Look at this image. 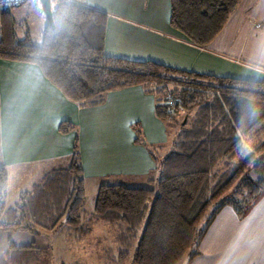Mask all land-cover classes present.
<instances>
[{
    "label": "trees",
    "instance_id": "trees-1",
    "mask_svg": "<svg viewBox=\"0 0 264 264\" xmlns=\"http://www.w3.org/2000/svg\"><path fill=\"white\" fill-rule=\"evenodd\" d=\"M242 1L170 0V25L191 45L205 49ZM52 7L55 28L47 26L39 45L29 36L19 38L12 9L0 14V60L37 66L79 108L101 106L109 93L141 87L154 96L155 115L166 125L170 144L150 145L135 126V144L156 165L151 187L102 184L87 225L82 224L87 195L78 138L70 166L48 173L13 208L6 206L8 168L0 164V232L43 237L66 225L83 242L94 225L103 224L114 232L118 246L117 256H107L109 264L193 262L224 208L244 218L264 199V80L107 57L105 13L84 0H52ZM58 130L68 135L76 126L62 122ZM44 255L37 246L12 242L0 253L8 264H41Z\"/></svg>",
    "mask_w": 264,
    "mask_h": 264
},
{
    "label": "crops",
    "instance_id": "crops-1",
    "mask_svg": "<svg viewBox=\"0 0 264 264\" xmlns=\"http://www.w3.org/2000/svg\"><path fill=\"white\" fill-rule=\"evenodd\" d=\"M86 1L108 17L107 57L264 80V0H243L205 49L191 45L171 27L170 0ZM155 105L153 95L133 87L109 93L101 106L79 108L37 66L0 60V164L8 168V198L12 187L32 181L26 190L16 191L20 198L48 173L68 168L77 138L86 186L96 184L99 191L102 184L149 185L156 165L146 149L135 144L133 128L141 127L150 145L169 147L168 130L156 117ZM62 122L74 124L76 132L60 134ZM13 235L0 232V253L8 250L9 242L17 245ZM190 264H264V199L244 218L224 208Z\"/></svg>",
    "mask_w": 264,
    "mask_h": 264
},
{
    "label": "rangeland",
    "instance_id": "rangeland-1",
    "mask_svg": "<svg viewBox=\"0 0 264 264\" xmlns=\"http://www.w3.org/2000/svg\"><path fill=\"white\" fill-rule=\"evenodd\" d=\"M86 3L87 1L84 0ZM17 25L19 38L31 37L36 44L42 43L43 33L48 26V21L43 13L40 4L34 0H28L21 6L11 10ZM260 25L261 24H257ZM178 119L182 120L179 116ZM183 122V121H182ZM187 123V122H186ZM170 132H174L175 126L169 124ZM29 185L12 187L6 206L13 208L19 204V198L16 194L18 190H26ZM35 183V181H34ZM33 183V184H34ZM145 188L150 185L144 184ZM86 189V201L84 205V214L82 215V224L87 225L88 218L94 214L98 189L96 184L89 183ZM92 234L83 242L76 240V235L72 234L66 225L61 226L54 232L46 233L43 238H37L26 233H15L17 245L37 246L44 250V259L41 264H109L107 256L112 253L117 256L118 246L115 243V234L111 229L103 224H96L92 227ZM24 237L25 239H21ZM200 251V249H199ZM186 258L181 264H190ZM0 264H8L5 258L0 257ZM131 264V262L126 263Z\"/></svg>",
    "mask_w": 264,
    "mask_h": 264
},
{
    "label": "water",
    "instance_id": "water-1",
    "mask_svg": "<svg viewBox=\"0 0 264 264\" xmlns=\"http://www.w3.org/2000/svg\"><path fill=\"white\" fill-rule=\"evenodd\" d=\"M38 1L43 13L45 14L48 25L54 29L55 28V23H54V15H53V7H52V0H35ZM187 122V117L184 119L183 125H185Z\"/></svg>",
    "mask_w": 264,
    "mask_h": 264
},
{
    "label": "built area",
    "instance_id": "built-area-1",
    "mask_svg": "<svg viewBox=\"0 0 264 264\" xmlns=\"http://www.w3.org/2000/svg\"><path fill=\"white\" fill-rule=\"evenodd\" d=\"M28 0H0V14L11 10L14 8H17L21 6L23 3H25ZM256 28H260V25H256ZM173 104V101L171 99L168 100V105L171 106Z\"/></svg>",
    "mask_w": 264,
    "mask_h": 264
},
{
    "label": "clouds",
    "instance_id": "clouds-1",
    "mask_svg": "<svg viewBox=\"0 0 264 264\" xmlns=\"http://www.w3.org/2000/svg\"><path fill=\"white\" fill-rule=\"evenodd\" d=\"M56 3V0H53V4H55ZM54 23H55V17H54Z\"/></svg>",
    "mask_w": 264,
    "mask_h": 264
}]
</instances>
